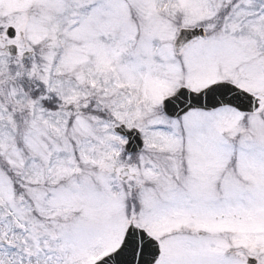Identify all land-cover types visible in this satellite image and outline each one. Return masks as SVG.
<instances>
[{"label":"snow or ice","instance_id":"1","mask_svg":"<svg viewBox=\"0 0 264 264\" xmlns=\"http://www.w3.org/2000/svg\"><path fill=\"white\" fill-rule=\"evenodd\" d=\"M0 264H264V0H0Z\"/></svg>","mask_w":264,"mask_h":264}]
</instances>
